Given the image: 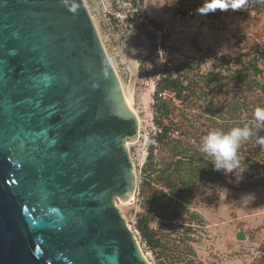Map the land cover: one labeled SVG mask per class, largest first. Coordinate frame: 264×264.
<instances>
[{
	"label": "rangeland",
	"instance_id": "1",
	"mask_svg": "<svg viewBox=\"0 0 264 264\" xmlns=\"http://www.w3.org/2000/svg\"><path fill=\"white\" fill-rule=\"evenodd\" d=\"M82 1L121 91L131 96L138 122L136 141L126 144L134 177L132 195L113 202L148 264H264V185H260L264 171L251 172L262 161L264 146L257 145L255 137L242 143L238 157L248 178L240 181L219 171L222 179L215 180L203 168L193 171L187 161L204 157L212 163L199 150L209 131L244 125L255 131L254 110L264 107V94L254 86H240L232 73L249 62L261 71L259 78L264 75V3ZM116 12L133 14L134 28L115 19ZM180 64L179 74L187 86L184 99L178 101L165 91L155 100L158 78ZM162 101L168 108L165 118L155 114ZM157 117L163 126L172 125L161 142ZM257 135L264 136V129ZM150 152L152 161L146 167ZM177 161L183 162L178 166ZM172 183L176 188L186 183L190 189L178 198L179 188L173 195L167 188ZM221 189H227L226 198ZM247 194L255 198L243 200ZM140 219H146L154 233L158 246L153 250L135 229ZM239 231L245 233V241H236Z\"/></svg>",
	"mask_w": 264,
	"mask_h": 264
},
{
	"label": "water",
	"instance_id": "2",
	"mask_svg": "<svg viewBox=\"0 0 264 264\" xmlns=\"http://www.w3.org/2000/svg\"><path fill=\"white\" fill-rule=\"evenodd\" d=\"M137 131L82 0H0V264H148L113 202Z\"/></svg>",
	"mask_w": 264,
	"mask_h": 264
},
{
	"label": "trees",
	"instance_id": "3",
	"mask_svg": "<svg viewBox=\"0 0 264 264\" xmlns=\"http://www.w3.org/2000/svg\"><path fill=\"white\" fill-rule=\"evenodd\" d=\"M179 66L180 65H173L170 66L168 69H166V71L164 72L163 76L161 77L160 81L156 84L155 90H154V98L155 100H157L156 96L168 91L170 93L173 94V97L178 100V101H182L184 99V93L186 92V88L187 86L183 85V79H182V75L179 74ZM249 73H251V77L249 76ZM261 75V71H259L256 67L255 64H251V63H243L240 64L239 69H237L234 73H232V78L234 79L235 82H237L240 86H246V87H256L261 93L264 94V75L259 78V76ZM185 78V77H184ZM252 78V79H250ZM255 78V79H254ZM258 80L260 81H257ZM155 114L158 115L159 117L165 118L168 115V108L167 105L164 101L158 103V105H156L155 108ZM159 117L156 118V125L157 128L159 129V133L157 134V141L161 142V140H163V138H165L167 136V133L169 132V127L172 125H168L167 127L163 126L161 122L158 121ZM261 159L262 161H257L254 169L251 170L258 173H261L262 171H264V154L261 155ZM152 153L150 152L147 156V161L144 165L149 166L151 161H152ZM188 163L190 162V167L191 169L197 170L196 168L200 167L203 168L207 174L214 178L215 180H221V176L219 175L218 171L214 170V167L212 165V163L204 158V157H199L196 160L188 159L187 160ZM196 161V163L198 164L197 166H192L191 162ZM181 162L183 161H177L178 166L181 164ZM260 164V165H259ZM162 174H164L161 171ZM164 181L169 182L170 178L166 175H164V177H162ZM248 178V176L246 174H244V179ZM183 185V186H182ZM260 185H264V181H261ZM181 188H179V184L177 185V188L175 186L174 183H172V185H170V187H167L168 190L172 193V195L174 194L175 190L179 188L178 192H177V196L178 198H182V194H184L185 192H187L190 187L188 185H186V183H180ZM136 231L139 233V236L141 237V239L145 242V244L147 245V248L150 249H154L155 247L158 246L157 241L154 239V233L152 231H150V229L147 226V220L146 219H140L137 221L136 223Z\"/></svg>",
	"mask_w": 264,
	"mask_h": 264
},
{
	"label": "clouds",
	"instance_id": "4",
	"mask_svg": "<svg viewBox=\"0 0 264 264\" xmlns=\"http://www.w3.org/2000/svg\"><path fill=\"white\" fill-rule=\"evenodd\" d=\"M264 3V0H261ZM254 120L256 122L255 131L249 126L233 127L228 131L212 130L202 137L199 150L206 157L212 158V165L215 171L224 174H234L237 181L243 180V173L247 170L238 157V150L242 143L251 137H255L256 144L264 146V136H258L259 130L264 129V107H257L254 110ZM239 170V177L236 172ZM227 196V189H221ZM253 194H247L242 199L253 200Z\"/></svg>",
	"mask_w": 264,
	"mask_h": 264
},
{
	"label": "built area",
	"instance_id": "5",
	"mask_svg": "<svg viewBox=\"0 0 264 264\" xmlns=\"http://www.w3.org/2000/svg\"><path fill=\"white\" fill-rule=\"evenodd\" d=\"M115 19L117 20H126V22L128 23L127 26L128 28L130 29H133L134 28V23L131 22L133 20V14H128V15H124V16H121V13L120 12H116L115 13ZM158 69H159V65H158ZM158 72V71H157ZM163 74V73H162ZM163 76V75H162ZM160 81V78H158V81L155 83V87H156V84ZM155 90V89H154ZM154 92V91H153ZM159 129H158V133H159Z\"/></svg>",
	"mask_w": 264,
	"mask_h": 264
},
{
	"label": "bare ground",
	"instance_id": "6",
	"mask_svg": "<svg viewBox=\"0 0 264 264\" xmlns=\"http://www.w3.org/2000/svg\"><path fill=\"white\" fill-rule=\"evenodd\" d=\"M133 55V54H132ZM149 92H151L152 91V87H150V89L148 90ZM122 93H123V98H124V100H125V103H126V105L129 107V109L131 110L132 109V99H131V96L128 94V95H126L123 91H122ZM147 102V101H146ZM145 103V102H144ZM145 105V104H144ZM133 110H131V112H132ZM132 114H133V112H132ZM134 116V115H133ZM135 117V116H134ZM139 247V246H138ZM139 250H140V248H139ZM140 253H141V255H142V257H143V259L146 261V259H145V257H144V255L142 254V252L140 251ZM147 262V261H146Z\"/></svg>",
	"mask_w": 264,
	"mask_h": 264
}]
</instances>
